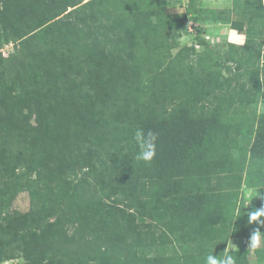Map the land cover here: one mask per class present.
I'll return each instance as SVG.
<instances>
[{"label": "trees", "instance_id": "trees-1", "mask_svg": "<svg viewBox=\"0 0 264 264\" xmlns=\"http://www.w3.org/2000/svg\"><path fill=\"white\" fill-rule=\"evenodd\" d=\"M156 3L1 0L0 31L15 50L0 54V178L15 167L34 174L41 187H26L48 219L40 234L22 236L30 264H205L246 234L238 197L250 186L246 162H260L252 173L264 179V113L224 117L264 98V0H232L237 18L224 23L245 40L227 44L224 72L200 37L202 52H171L184 19L166 20ZM138 129L157 134L150 162L135 159ZM97 162H110L102 199L86 172L77 179ZM9 185L0 179V215ZM82 220L80 235H69ZM146 221L159 232L141 229ZM159 243L180 254L144 252ZM230 254L249 264L248 249Z\"/></svg>", "mask_w": 264, "mask_h": 264}, {"label": "rangeland", "instance_id": "rangeland-1", "mask_svg": "<svg viewBox=\"0 0 264 264\" xmlns=\"http://www.w3.org/2000/svg\"><path fill=\"white\" fill-rule=\"evenodd\" d=\"M215 1L216 0H157L156 4L162 12L161 15L166 20L171 22L178 18L184 19V25L182 28L172 29L171 31L174 36V47L171 48V52L175 53L184 45L193 46L195 40L200 37L206 42V44L209 45V47H211V53L214 54L218 61L217 68L222 69L224 72L225 63H223V57L227 44L229 42H234L235 35L238 33L236 30L230 28L228 23H224V21H230L237 18V16L233 11H231L232 0H225L223 1L224 3H221L220 1L215 3ZM70 9L72 8H69L68 10ZM80 16L82 18L84 17V21L87 22L85 14H80ZM211 25H215V29L214 26L212 29L211 27H206ZM197 45V47L193 46L195 51L197 53L202 52L204 50L203 45L200 43H197ZM14 50L15 43L4 41L2 31H0V54L3 57H7L13 53ZM261 113H264V98H259L254 103L248 105H233L228 111V114L224 117V120L226 122H230L236 117L242 118L243 116L246 117ZM237 142L238 147L232 148V152L235 157L241 155L243 152L242 146L245 143L241 137L237 139ZM13 164L15 163L13 162ZM109 164L110 162L102 164L97 162L94 170L86 171L87 168H83L79 171L77 176L78 179L84 172H86L85 176H87V180L89 182L88 187L96 195V197L101 199L107 194V179L109 176L105 166H109ZM258 164H260V162H253L251 165L246 162L245 164V170H249L250 172L248 173L249 175L246 173V176H248L247 183H249L250 186H246L245 184L241 185L238 197L239 204L241 206L246 207V202L248 200L246 193L251 190H255L258 194L257 187L264 186V179H260L252 173L257 172V169H259ZM252 169L254 170L251 171ZM246 171L243 172L244 175ZM0 179L2 182L4 180L10 182L7 192L3 198V213L0 215V225L4 227L3 232H0V264H30L24 258L25 250L23 249L22 236L29 235L33 237L34 234H40L43 232L45 222L48 219L39 218L36 214V212L42 208V205L39 203L40 197H32L26 185L33 184L34 188H40L41 186L39 182L35 180L34 174H24L23 170L17 167H15L14 170H11L6 177ZM73 183H75V181ZM104 200L106 203L110 202L108 199ZM122 205L123 204L118 205V208H125L128 210L127 207ZM129 211L134 213L136 218L138 217L139 214L136 213L135 210L130 209ZM13 216H16V219H13ZM10 221L11 223L8 224ZM84 222L85 221L82 220L78 223L69 224L67 226L68 234L78 237L81 231L85 228ZM135 222H138V219H136ZM150 227L152 232H159V229L154 227V225L151 226L149 221L140 225V228L145 231L150 229ZM20 228H22L21 231L18 230ZM12 229L15 230L14 235H11ZM262 243L264 244V241H261V244ZM226 244L225 248H227ZM259 250L260 252H256V257L253 256L254 258H252L250 262L251 264H258L257 262H261V259L264 257V249L259 247L258 251ZM144 252L150 254L160 253L167 256H178L180 254L179 249L174 243H159L157 245H153L151 248L147 246ZM35 260L39 263H45L47 261V259L39 257V255H35Z\"/></svg>", "mask_w": 264, "mask_h": 264}, {"label": "clouds", "instance_id": "clouds-1", "mask_svg": "<svg viewBox=\"0 0 264 264\" xmlns=\"http://www.w3.org/2000/svg\"><path fill=\"white\" fill-rule=\"evenodd\" d=\"M244 40V36L235 35V43L243 44ZM133 139L139 149V151L135 155V159L137 161L150 162L156 154L157 134L150 130L145 132L142 129H138L135 132ZM258 195L261 194H257L255 190H251L250 192L246 193V197H256ZM261 217H264V205H262L260 208L255 209L254 211L247 212V223L251 224L252 222H256L257 224L264 225V220H260ZM261 239L262 232L259 229L254 230L250 235L248 241L250 248L252 250H255L260 247ZM231 251H234V249L231 245H228V247L225 249L224 253L221 256L209 254L205 259V264H236L234 256L230 254Z\"/></svg>", "mask_w": 264, "mask_h": 264}, {"label": "crops", "instance_id": "crops-1", "mask_svg": "<svg viewBox=\"0 0 264 264\" xmlns=\"http://www.w3.org/2000/svg\"><path fill=\"white\" fill-rule=\"evenodd\" d=\"M207 1H209V0H207ZM216 1H215V3H218L219 1L221 3H224L223 1H225V0H216ZM213 26H214V29H215V25L206 26V27H211V29H212ZM237 35H242V34H238L237 33ZM262 197H264V196H262ZM259 199H260V195H258L256 197L255 196H251V198L248 197V200L246 202V210H247V212L248 211H251L252 207H255V209L258 208V205L256 203L258 202ZM254 203L256 204L255 206H253ZM260 220H262V219L260 218ZM245 226H246V234L243 235V236L230 237V238H228V241H227V244L226 245H227V247H228V245H231L233 249H249L248 260H249V263H250L251 260H252V258H254L253 256L256 257V252H260V251H258V248L259 247L257 249H255V250H252L250 248V245L248 244L250 235L252 234V232L254 230L259 229L262 232V239H261V241L263 242L264 241V225L257 224L256 222H252L251 224H248L246 222ZM260 247L261 248L264 247V244L262 243L260 245Z\"/></svg>", "mask_w": 264, "mask_h": 264}, {"label": "built area", "instance_id": "built-area-1", "mask_svg": "<svg viewBox=\"0 0 264 264\" xmlns=\"http://www.w3.org/2000/svg\"><path fill=\"white\" fill-rule=\"evenodd\" d=\"M194 46H196V47L198 46L196 41L194 42ZM5 263H7V262H5Z\"/></svg>", "mask_w": 264, "mask_h": 264}]
</instances>
